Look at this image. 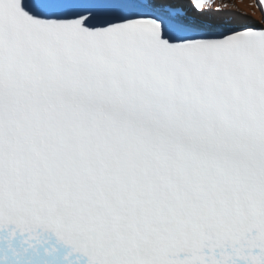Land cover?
Masks as SVG:
<instances>
[{
	"label": "snow or ice",
	"instance_id": "obj_1",
	"mask_svg": "<svg viewBox=\"0 0 264 264\" xmlns=\"http://www.w3.org/2000/svg\"><path fill=\"white\" fill-rule=\"evenodd\" d=\"M232 6L0 0V264H264V15Z\"/></svg>",
	"mask_w": 264,
	"mask_h": 264
},
{
	"label": "bare ground",
	"instance_id": "obj_2",
	"mask_svg": "<svg viewBox=\"0 0 264 264\" xmlns=\"http://www.w3.org/2000/svg\"><path fill=\"white\" fill-rule=\"evenodd\" d=\"M253 0H231V2L227 3L229 5H233L232 7H229L228 9H225V12H228L227 10H240L243 12L242 14L245 15H252L255 19L261 18V12L257 9V7L252 2ZM231 12V11H230ZM233 13V12H231Z\"/></svg>",
	"mask_w": 264,
	"mask_h": 264
},
{
	"label": "rangeland",
	"instance_id": "obj_3",
	"mask_svg": "<svg viewBox=\"0 0 264 264\" xmlns=\"http://www.w3.org/2000/svg\"><path fill=\"white\" fill-rule=\"evenodd\" d=\"M229 2H231V0H229ZM228 2V3H229ZM235 10V9H234ZM217 10H215V11H213V12H216ZM228 12H230V10H227ZM239 13H243V12H241L240 10H237Z\"/></svg>",
	"mask_w": 264,
	"mask_h": 264
}]
</instances>
